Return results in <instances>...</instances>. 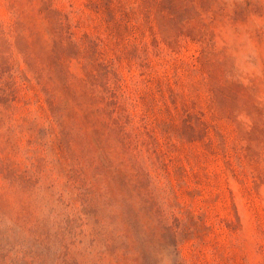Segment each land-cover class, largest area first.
<instances>
[{
    "label": "rangeland",
    "instance_id": "obj_1",
    "mask_svg": "<svg viewBox=\"0 0 264 264\" xmlns=\"http://www.w3.org/2000/svg\"><path fill=\"white\" fill-rule=\"evenodd\" d=\"M0 264H264V0H0Z\"/></svg>",
    "mask_w": 264,
    "mask_h": 264
}]
</instances>
